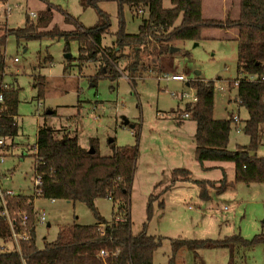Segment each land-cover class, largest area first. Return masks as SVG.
<instances>
[{
    "label": "rangeland",
    "instance_id": "1",
    "mask_svg": "<svg viewBox=\"0 0 264 264\" xmlns=\"http://www.w3.org/2000/svg\"><path fill=\"white\" fill-rule=\"evenodd\" d=\"M232 1V10L238 8V0ZM207 11L219 18L222 0L207 1ZM11 7L7 14L6 7ZM169 7L168 0L163 1ZM49 8L52 23L60 30H74L78 24L90 27L98 23V10L107 15L108 31L103 35L102 46H109L115 39L121 21L124 30L135 33L140 23V14H134L124 4L119 14L113 0H101L97 6L84 5L81 0H7L0 2V36L5 29L22 27L30 13ZM68 18L69 20H66ZM179 19L177 20V22ZM40 30V29H39ZM229 30V29H228ZM150 43L142 50L147 69H138L134 74L119 62L120 75L111 79L101 74V60L80 61L79 43L63 36H41L34 39L17 38L6 34L1 50L5 53L4 80L16 92L17 132L7 138L4 161L0 164V180L5 187L29 194L33 190V155L38 126L46 123L55 129L58 136L63 133L77 136L78 143L86 150L90 140L97 138L98 152L107 155L114 145L136 148L133 178L128 193L130 231L133 235L141 231L151 236H161L162 241L153 253L152 264H264V242L251 248L187 247L181 245L174 251L175 239L189 241L222 239L239 234L251 239L256 234L264 235V182H235L222 193L209 188L210 199L198 196L199 188L193 180L207 179L218 182L223 176L234 179L233 163L228 161L199 162L194 156L193 134L195 123L190 118H181L192 87L186 81H172L162 77L163 73H180L186 80L199 71L204 80H213V117L238 115L231 122L228 148L246 144L248 136L242 131L246 110L235 101V87L228 82L237 76L236 39L233 32L224 29H205L196 40H176L170 46L178 51L153 56L157 48ZM144 48V47H143ZM183 52H187L186 55ZM69 54V57L66 55ZM156 55V53H155ZM13 57L18 61L14 62ZM159 63V67L157 68ZM149 65V66H148ZM156 65V67H155ZM130 77V81L129 78ZM94 82V83H93ZM42 94L38 96V88ZM185 91L187 97L179 99L173 93ZM49 111H53L49 113ZM128 120L127 124L124 121ZM70 127V129H68ZM66 128V129H65ZM132 131L138 133L132 134ZM12 143V145H11ZM264 157V126L256 150ZM186 168L191 180L170 183L171 170ZM151 211L147 214L149 196ZM162 201V205H160ZM119 201L110 197H97L94 206L99 215L110 221L117 211ZM34 209L44 211L45 219H36V245L55 239L62 225L71 223L93 224V212L80 201L35 197ZM12 247V242L0 240V247Z\"/></svg>",
    "mask_w": 264,
    "mask_h": 264
},
{
    "label": "trees",
    "instance_id": "2",
    "mask_svg": "<svg viewBox=\"0 0 264 264\" xmlns=\"http://www.w3.org/2000/svg\"><path fill=\"white\" fill-rule=\"evenodd\" d=\"M7 0H0L5 2ZM84 5L96 7L101 0H81ZM118 5L119 14L126 4L134 14L138 9L140 23L135 33L124 30L121 21L115 39L109 46H102L103 35L108 31L107 15L98 10L97 24L84 27L78 24L74 30H60L52 23L51 10L45 8L36 14V19H27L22 27L5 29L0 36L3 48L6 34L17 38L34 39L41 36H63L66 40L76 39L79 43L80 61L85 59L101 60V74L111 79L121 73L118 63L133 74L138 69H147L142 50L150 43L157 48L158 55L169 51L170 42L176 40L196 41L203 29H235L236 37V71L237 76L228 82L229 88L236 89L235 101L247 112L242 131L248 136L246 144H238L234 149L228 148L231 130V116L213 117L214 81L204 80L194 75L186 81L193 88L196 100L186 102L184 109L178 113L181 118H190L195 123L193 134L194 156L199 162L228 161L234 166V179L227 181L223 176L218 182L207 179L193 180L199 188L198 196L209 200V188L222 193L235 182H264V157L258 156L256 150L264 126V0H239L236 18L226 14L223 18L204 17L201 0H168L169 7L163 6L164 0H113ZM179 21L177 22V20ZM66 20H69L66 18ZM40 29V30H39ZM144 47V48H143ZM148 48V47H146ZM184 55L187 52H183ZM4 51L0 49V79L5 71ZM256 76L248 80L247 76ZM130 81V77L128 78ZM237 80V84L234 81ZM94 83V82H93ZM42 88H38V96ZM9 112L15 114L16 92L13 88L4 91ZM188 113L187 117L183 114ZM182 116V117H181ZM16 122L6 117L2 120V134L10 137L17 132ZM132 134L138 133L132 131ZM111 152L101 155L98 152L97 138L90 140L94 152L89 153L79 145L77 136L63 133L58 136L55 129L46 123L38 126L33 155V175L42 179L38 190L25 194L17 192L6 197V204L16 230L20 229V219L26 215L27 240H20L17 248L0 247V264H152L153 253L159 247L162 237L147 235L145 225L140 232L133 235L130 231L128 193L133 178L136 148L127 145H114ZM186 168L171 170L170 183L178 180H191ZM80 201L93 212L96 221L93 224L71 223L58 229L55 239L45 241L42 247L36 245V210L33 206L35 197ZM110 197L119 201L117 211L112 213L110 221L103 219L94 206L97 197ZM149 196L147 214L151 211ZM160 201V205H162ZM1 209V208H0ZM0 240L11 241V230L6 219L0 214ZM12 242V241H11ZM264 242L263 234H256L251 239H244L239 234H232L222 239H201L189 241L177 238L172 243L174 251L181 245L193 244L194 248L229 247L242 245L251 248ZM100 250L107 251L104 256ZM169 264H172L171 260Z\"/></svg>",
    "mask_w": 264,
    "mask_h": 264
},
{
    "label": "built area",
    "instance_id": "3",
    "mask_svg": "<svg viewBox=\"0 0 264 264\" xmlns=\"http://www.w3.org/2000/svg\"><path fill=\"white\" fill-rule=\"evenodd\" d=\"M5 10L8 14L11 11V7L7 6ZM137 12L138 13H144V11L142 9H138ZM29 15H30V17H34L36 14L34 12H31ZM4 60H5V55H4ZM12 60L14 62H17L18 58L13 57ZM148 71H152V69L149 68ZM2 76H3V78L0 79V164L4 161V158L6 155L5 154L6 148L9 146V144L7 142L8 137L2 134V120L6 117H9V118H12V120L16 122L15 114H11L9 112L8 105L5 101V96H4V91L6 89H11L12 87L10 86V83H7L4 80L5 71L2 72ZM162 77L166 78V79H172V80L187 81L185 76L183 74H180V73H170V74L163 73ZM247 79L253 81V80H256V76L249 74L247 76ZM260 80H264V75L260 76ZM237 82H238L237 80L234 81L235 84H237ZM215 88L220 89L221 86L220 85L214 86V89ZM172 95L179 98V99H182L183 97H187L188 93L185 91H182L180 93H173ZM195 100H196L195 93L191 94L189 101L193 102ZM183 116L187 117L188 113H184ZM231 118L233 119V121H238V115L235 113L232 114ZM11 145H12V143H11ZM34 149H35V144H34ZM31 181H32V185H33L34 190H38V187L42 183L41 176L40 175H33V178ZM16 193L17 192L14 191L13 188L5 187L1 183V180H0V208H1L0 214L6 219L8 225L10 227V230H11V241L18 248L20 240H27L28 239V232L26 230V215H23L21 217L20 222H19L20 229L16 230L15 221L11 218L9 211H8V208H7L6 197L15 195ZM36 219L38 221H43L45 219V214H44L43 210L36 212ZM106 254H107V251H105V250L99 251L100 256H104Z\"/></svg>",
    "mask_w": 264,
    "mask_h": 264
},
{
    "label": "crops",
    "instance_id": "4",
    "mask_svg": "<svg viewBox=\"0 0 264 264\" xmlns=\"http://www.w3.org/2000/svg\"><path fill=\"white\" fill-rule=\"evenodd\" d=\"M202 1V14H203V16L204 17H213V15H211L212 13H208V15H205V12L207 11V1H210V0H201ZM222 10H221V15H220V17L219 18H223V17H225V15L226 14H229L232 18H236L237 17V15H238V11H239V0H238V8L236 9V10H232V8L231 7H233V4H232V1H229V0H222ZM213 18H215V17H213ZM207 29H211V28H207ZM205 29H203V31H204ZM202 31V32H203ZM224 31H230V32H233V37L236 39V37H237V31L235 30V29H224ZM155 53H156V55H155ZM153 56L154 57H157V60H158V52H157V50L156 49H154V51H153ZM149 66V65H148ZM155 67H156V65H155ZM159 67V63H158V66H157V68ZM160 68V67H159ZM160 70H161V68H160ZM198 72V74H199V71H197ZM197 74V75H198ZM196 75V74H195ZM166 79V78H165ZM167 80H172V79H167ZM172 81H182V80H172ZM53 111H49V113H52ZM229 116V115H228ZM227 116V117H228ZM226 117V118H227ZM221 118H225V117H221ZM126 122V123H125ZM124 123L125 124H127L128 123V120H125L124 121ZM66 129V128H65ZM68 129H70V127H68ZM112 141V140H111ZM7 148H9V147H7ZM6 148V149H7Z\"/></svg>",
    "mask_w": 264,
    "mask_h": 264
},
{
    "label": "water",
    "instance_id": "5",
    "mask_svg": "<svg viewBox=\"0 0 264 264\" xmlns=\"http://www.w3.org/2000/svg\"><path fill=\"white\" fill-rule=\"evenodd\" d=\"M178 50H179V49L176 48V47H174V46H170V47H169V52L178 51ZM69 56H70L69 54L66 55V57H69ZM194 73H195L196 75L198 74L197 71H195ZM125 123H126V122H125ZM125 123H124V124H125ZM87 151H88L89 153H93V152H94V149H93L92 146H90L89 149H87Z\"/></svg>",
    "mask_w": 264,
    "mask_h": 264
}]
</instances>
